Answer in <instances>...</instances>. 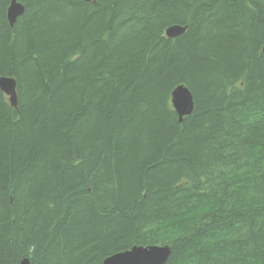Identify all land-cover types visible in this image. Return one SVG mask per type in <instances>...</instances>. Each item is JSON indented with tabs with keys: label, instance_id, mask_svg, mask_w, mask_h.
Returning a JSON list of instances; mask_svg holds the SVG:
<instances>
[{
	"label": "trees",
	"instance_id": "1",
	"mask_svg": "<svg viewBox=\"0 0 264 264\" xmlns=\"http://www.w3.org/2000/svg\"><path fill=\"white\" fill-rule=\"evenodd\" d=\"M18 1L11 27L0 0L17 90L16 107L0 90V264L133 245L264 264V0ZM180 83L196 98L181 122Z\"/></svg>",
	"mask_w": 264,
	"mask_h": 264
},
{
	"label": "water",
	"instance_id": "2",
	"mask_svg": "<svg viewBox=\"0 0 264 264\" xmlns=\"http://www.w3.org/2000/svg\"><path fill=\"white\" fill-rule=\"evenodd\" d=\"M84 1H96V0H84ZM24 11V6L17 3L16 0H11L7 8V20L15 22L17 17L20 16ZM8 21V22H9ZM12 23V24H11ZM185 30L184 26L178 24H172L165 29L167 37L173 38L178 36ZM11 76H0V90L8 96L10 105L13 107L17 106V93L15 89V82ZM189 92L183 87H178L173 92V108L178 115V120L181 122L183 117L188 115V110L179 103L185 100ZM170 254V247L163 245H151V246H132L128 250L116 252L107 256L103 260V264H165ZM27 264V263H23Z\"/></svg>",
	"mask_w": 264,
	"mask_h": 264
},
{
	"label": "bare ground",
	"instance_id": "3",
	"mask_svg": "<svg viewBox=\"0 0 264 264\" xmlns=\"http://www.w3.org/2000/svg\"><path fill=\"white\" fill-rule=\"evenodd\" d=\"M249 1V0H248ZM10 2H11V0H10ZM16 2L17 3H19V4H21L22 6H23V4L21 3V2H19L18 0H16ZM10 4V3H9ZM9 6V5H8ZM8 8V7H7ZM6 16H7V10H6ZM17 20V19H16ZM9 21V20H8ZM9 23H10V21H9ZM13 23V25H14V23L15 22H12ZM11 23V24H12ZM13 25H10L11 27L13 26ZM179 25V24H178ZM180 26H182V25H180ZM185 27V30H183V32L182 33H184L185 31H186V29H187V26H184ZM182 33H180V34H182ZM179 34V35H180ZM203 43V42H202ZM261 44V43H260ZM211 45V44H210ZM214 45V44H213ZM214 48V47H213ZM261 49V48H260ZM262 53L264 54V45H263V47H262ZM242 74V73H241ZM10 78H13V80H14V82H15V89H16V79L13 77V76H11ZM234 78H235V76H234ZM244 79H246V78H244ZM226 80H228V79H226ZM187 82V81H186ZM229 82V81H228ZM235 83V82H234ZM223 84V83H222ZM228 84V83H227ZM231 84V83H230ZM224 85V84H223ZM176 86V85H175ZM183 87V88H185V89H187V91L189 92V94H188V96H187V98L185 99V100H182L180 103H179V105H182L184 108H186V110H188V113L187 114H190L191 112H192V110H193V107H194V99L193 98H195V97H193L192 95V91H190L189 90V88L187 87V86H185L184 84H179L178 86H176L174 89H173V91H172V93H171V102H172V105H173V107L175 108V106H174V101H173V92L178 88V87ZM174 87V86H173ZM172 87V88H173ZM17 91V90H16ZM192 92V93H191ZM224 93V92H223ZM195 94V93H194ZM196 99V98H195ZM89 193V192H88ZM85 195V194H84ZM87 195V194H86ZM89 195V194H88ZM92 196V195H91ZM91 198V197H90ZM166 246H168V245H166ZM170 247V246H169ZM26 256V255H25ZM109 256V255H108ZM23 258V257H22ZM105 259V258H104ZM23 263H27V264H30V260L27 258V257H24L23 259H21V261H19V263L18 264H23ZM102 264H103V261H102Z\"/></svg>",
	"mask_w": 264,
	"mask_h": 264
}]
</instances>
